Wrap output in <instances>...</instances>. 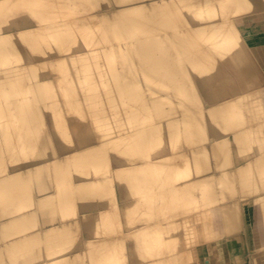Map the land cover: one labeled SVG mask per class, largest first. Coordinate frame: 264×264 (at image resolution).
I'll list each match as a JSON object with an SVG mask.
<instances>
[{"label":"bare ground","instance_id":"1","mask_svg":"<svg viewBox=\"0 0 264 264\" xmlns=\"http://www.w3.org/2000/svg\"><path fill=\"white\" fill-rule=\"evenodd\" d=\"M60 6L65 8V14L66 9L76 6L72 10L77 15L71 10L76 19L68 21L64 13L61 14L66 17L56 14L58 18L55 15L52 19ZM169 6L172 13L168 15ZM167 15L171 18L166 20ZM214 15L218 18L214 19ZM176 20H180V28H173ZM96 27H102V32L93 39L89 31ZM139 28L143 38L132 39L129 32ZM252 28L254 32L264 31V0H0V119L12 123L57 119L63 113L58 112L60 109L76 108L79 114L75 125L68 127L82 134L91 129L77 123L79 119L91 120L92 115L82 112L86 106L95 115L99 108L108 112L105 117L96 115L92 119L96 135L91 142L78 137L58 157L52 151L50 137H43L36 155L17 166L21 169L0 176V196L5 201L0 207V264L7 259L9 264H72L75 260H80L79 264H97L107 259L114 264H142L144 241L139 227L132 234L131 229L124 230L128 235L123 233L122 239H113L110 245H104L101 254L97 250L90 258L83 254L95 240L88 237L86 230L80 241L70 242L68 238L83 228L85 220L98 221L116 210L120 213L125 207L130 211L138 206L140 199L149 194L146 183L141 189L139 182L148 164L161 170L172 165L176 175L187 174L177 184L159 181L155 194L156 200L160 199L159 223L173 220L177 215L175 207L182 199L187 201V207L200 206V219L189 224L190 218L184 216L181 233L172 242L166 244L159 239L162 256L157 261L143 260V264L199 263L208 237L201 233L206 229L203 217L209 214L212 222L208 234L216 240L225 239L213 253L225 252L232 264L246 259L244 245L248 247L249 230L240 224L248 216L256 220L253 224L258 230H264L260 221H264V161L251 166L236 152L249 147L241 135L264 141V121L243 130L234 128L225 138L219 130H227L226 117L239 120L241 113L253 115V109L257 115L260 113L253 92L264 87V36L256 39L246 35ZM148 29L154 31V44L145 38ZM183 30L190 31L185 39L194 40L196 46L192 48L182 40ZM120 35L125 41V56L116 59L125 58L127 63L112 74L110 86L104 84L107 89L103 95L98 94L101 83L96 81H91L95 84L91 90H82L78 72L93 64L102 68L99 60L108 61L111 53L117 54L114 46L108 47L109 36L117 39ZM201 43L203 47L197 48ZM131 69L140 71L138 76L144 78L145 84L133 78ZM61 78L70 82L61 86ZM57 88L61 89L59 102L52 99ZM130 91L140 93L141 109L119 113L124 94ZM18 95L24 96L12 97ZM173 95L180 103L173 100ZM65 97L67 101H62ZM261 102L259 108L264 109V99ZM5 132L7 129L0 126V158ZM55 134L61 139L68 135L66 130ZM203 134L215 142L192 147V137L203 139ZM27 135L26 131L19 139L24 141ZM158 139L165 140V148L153 158L132 159L129 151L111 154L123 145L145 151ZM23 147L21 154L26 153ZM17 154L22 156L11 153L13 162ZM193 168L199 174L196 178L190 176ZM234 195H238L240 204H228ZM251 198L261 202L254 203V208H245ZM251 209L257 210L258 216ZM75 213L77 217L72 219ZM151 230H156L160 238L162 230L168 229L156 226ZM55 237L66 241L55 245ZM124 237H133V241L122 248ZM34 242L41 243L42 250L19 257L17 253Z\"/></svg>","mask_w":264,"mask_h":264},{"label":"rangeland","instance_id":"2","mask_svg":"<svg viewBox=\"0 0 264 264\" xmlns=\"http://www.w3.org/2000/svg\"><path fill=\"white\" fill-rule=\"evenodd\" d=\"M79 5V4H78ZM64 6V5H63ZM76 8V6H73L72 9L74 10ZM89 8V7H88ZM57 9V10H56ZM55 10L58 11L57 13L54 10V13H52V19H54V17L61 16L59 18H63L66 17L67 20L70 18V20L76 19L75 16L77 15L75 11H73V13L75 12V16L72 14L71 10L68 11L66 9V14L65 12V8H61L60 6V10H58V8H56ZM63 9V10H61ZM168 15L170 13H172V7H167L166 8ZM61 13H64L66 16H63ZM213 14H216L215 10L212 12ZM57 14V15H56ZM56 15V16H55ZM72 15V16H71ZM166 17L167 18H171L170 16ZM54 16V17H53ZM57 16V18H58ZM73 17V18H72ZM207 17V16H206ZM218 18V16L214 15V19ZM198 21H200V17L197 18ZM69 21V20H68ZM128 24V23H127ZM173 28L174 27H179L180 28V20H176L174 22H172ZM140 31H142L140 28L137 30H131L129 32V35L132 37V39L134 38H143V36H141ZM153 29H148L146 30V34H145V38L146 39H152L149 42L154 44L155 43V39L151 36H153ZM255 29L252 28V30H247L245 33L246 35L250 36L251 38L255 37L256 39L259 38V36H264V31L262 30H258V32H254ZM257 31V30H256ZM102 32V27H96L93 28L92 30L89 31V35L95 39L97 38L98 34ZM164 33V32H162ZM161 33V34H162ZM190 33L189 30H183L180 32L181 36L183 37L182 40L188 42L189 45L192 46V48L194 46H196L195 42H192L194 40H186L185 37L186 35H188ZM122 35V34H121ZM121 35L119 38H113V36H109L110 37V44L108 45V47L114 46L117 49V54L114 55V53L110 54V60H99L98 63L102 66V68H96V64H93L92 66H90L88 69L84 70V71H80L78 72L77 75H79V79L82 81V85H81V89L82 90H91V88L95 85L92 84L93 81H96V83H101V86L99 87V92L98 94L103 95L104 92L106 91L107 87L104 84H107L108 86H110L108 80L111 78L112 74L114 72H116L117 70H121L122 66L125 65V63H127V61L124 58L123 61H120L116 58L118 57H124V50L123 49V42L121 40ZM258 37V38H257ZM65 42V41H64ZM190 42V43H189ZM168 45V43H167ZM150 46V44H149ZM198 47H203V43H201V45L198 44ZM76 51V50H74ZM107 66V67H106ZM100 71V72H99ZM131 73H133V78L137 79L139 82H141L142 84H145V80L143 77H141L140 75L138 76V73L135 69H131L130 70ZM117 80H122L123 77L116 78ZM92 81V82H91ZM24 82V81H23ZM70 81L64 78H61V80L59 81L60 85H67ZM108 82V83H107ZM243 84V83H242ZM244 86V85H243ZM246 88L247 87H243ZM264 87H261L260 89H256L253 92V96H254V102L257 104L258 106V110H259V115L256 114L255 109H253L254 114L250 115V114H244L241 113V119L236 120L233 117H226L227 119L224 120V122L226 123L227 127H226V131L223 132L221 130H219V134L222 138H225L229 135L232 134V132H234V128L236 129H241L243 130V128H247V127H251V126H255L256 124H258V122L264 121V109L259 108V103L260 105L262 104V100L264 99ZM61 94V89L57 88L54 90L53 94H52V99L55 101L57 100V102L60 101V96ZM24 95H18V96H12V97H23ZM140 96V93L135 92V91H130V92H126L124 94V98L122 100L121 103V107L117 109V111L123 112V111H127V110H132V109H141V101L138 98ZM69 97V96H67ZM67 97L63 98L62 101H67ZM173 100L177 103H180L178 100H176V98L173 95ZM121 102V101H120ZM119 102V104H120ZM175 104V103H174ZM186 104V103H185ZM140 107V108H139ZM201 110H204V108H201ZM148 111V110H145ZM58 112H63L61 113V117L57 118V119H53L51 117H44V118H40L38 120H34L31 122H27V121H19V122H15L12 123L10 122L9 119H0V126L5 127L7 129V132H5L2 136L5 137V139L2 141V143L4 144V148L1 152H3L2 157L0 158V176L4 175L7 171H17L21 168H17V166H19L20 164H23L25 161L32 159L37 151H38V145L40 143V141L42 140L43 137H50V142L52 143V151L58 156L61 157L63 154V151H61L63 148L69 146H73V142L75 139H77L78 137H82L84 138V142L88 143L91 142L89 141L91 138L94 137L96 129H95V125L92 122V119H94V117L100 118V117H105L108 112L105 111V108H99V110H97V113L95 115V113H93V110L91 109L90 106H86L82 112L85 115H92V118L89 122H86L83 119H79L78 120V126L81 128H91L90 131L85 132L83 131L82 134L78 133L77 129L74 127H68L69 125H75V119L79 114V110H76V108H62L60 109V111ZM81 112V114H82ZM105 112V113H104ZM52 113V112H49ZM146 113V112H145ZM151 113V111L147 112L146 114L149 115ZM97 118V119H98ZM225 118V117H224ZM255 118V119H254ZM106 118H104L103 120H105ZM162 119V118H159ZM155 120V123L159 120ZM65 120V121H64ZM85 121V123H84ZM154 122V121H153ZM151 121V123H153ZM67 124V125H66ZM154 124V123H153ZM32 128V130L28 131L25 130L24 132H28L27 135V139H25L24 141L20 140L19 137L22 136L23 130L25 128ZM140 127V125H139ZM119 126L116 127V130H119ZM141 129V127H140ZM11 130V131H10ZM17 130H22V132H18ZM61 131V130H66V132L68 133V135H66L65 139H61L58 136H56L55 132L57 131ZM147 129H143L141 131H146ZM130 131V130H129ZM133 133L137 132L135 130H131ZM263 134H261L260 136L262 137ZM203 139H199L196 136H193L190 144H192V147L194 148H200L203 147L204 145L209 144L212 139H208L206 134H203ZM23 137V136H22ZM242 139H244L243 141L247 142L249 147L243 151V152H236V154L243 158L242 161L244 162H250V165H254L260 162V160L264 161V141L262 142L259 138L258 141L257 139H252L250 140L252 137L250 136H245V135H241ZM260 137V138H261ZM249 140H247V139ZM156 139V137H155ZM165 140L160 142V139L154 141L152 147H149V149H146L145 151H141L138 147L137 148H132V146H126L123 145V147H119L117 149H115L114 152H112L111 154L114 155H122V154H126L128 151L132 154L131 158L132 159H136L139 157V159H142L144 157L150 156L151 158L155 157L156 154L159 152V150L165 148ZM201 143V144H200ZM261 144V145H260ZM178 145V144H177ZM24 146V147H23ZM26 148L25 151L22 152H26L25 154H21V149ZM69 148H67L66 150H68ZM17 152L22 156H18L15 159L16 162H13L11 159V153ZM68 152V151H65ZM246 160V161H245ZM49 167H52V165H50ZM244 167V166H242ZM161 168V167H159ZM165 170H161L158 168H150L149 164L146 165V168H143V177L141 178V180H139V182L141 183V189L143 188L144 183H146V189L148 190V195L147 196H143L142 193V198L141 203H137L138 206L136 207H132L130 209V211L127 210V208H123L124 210H122V212H118L116 210L115 213H110L109 215H107L105 217V219H100L98 221H87L83 224V228L81 230H79L78 232L74 233L73 236H71L73 238V240H71L72 238H68L70 239V242L72 241H80V239L83 236V231L86 230L88 233V237L90 236V238H92V240H95V242L91 245H89L88 247L85 248V252L83 254V257H87L90 258V256H92V252L93 255L95 254V252L98 250V252L100 253V250L105 249L104 245H110L111 241L113 239H122V235L123 233H126V235H128V233L124 230H130L129 234L134 233L137 229V227L140 228L141 231V238H143L144 244L141 243L142 246V251H143V256L145 259H143L144 261H157V259L162 256V249L158 248L159 245V239L160 240H165L166 244L167 241L172 242L173 239L175 237H177V235H179L178 232L181 233V224L184 221L182 218L184 216L189 217L190 218V222L189 224H195L196 222L199 221V216H198V212L197 210L200 209V206L197 204L194 208H191L192 206L187 207V201L185 199H182L180 204H178L177 207H175L177 209V215L174 216L172 221H168V220H163L159 223V218L161 216L160 214V208L157 206L160 203V199L158 198V201L156 200V193H157V189H158V185H160V182H168V181H172L171 183L173 184H177L180 181H182L187 174L183 173L181 175H176L174 172V167H172V165H168ZM199 168V167H198ZM51 170L53 171V168H51ZM48 173V172H47ZM125 174V173H124ZM126 175V174H125ZM190 176L191 177H198L199 174L196 171L195 168H193L192 171H190ZM179 179V181H178ZM160 181V182H159ZM174 181V182H173ZM178 181V182H177ZM159 183V184H158ZM170 183V184H171ZM30 186H32L30 184ZM85 195L88 194V191L84 192ZM93 193L92 191H89V194ZM114 193V190H113ZM93 195V194H90ZM113 195H116L115 193ZM264 194H262L261 197ZM170 198L169 196L167 197V199ZM253 198V197H252ZM249 200V205L246 204L244 205L245 208H254L255 204L260 203L261 199L259 198H254ZM168 202L171 204L172 201L171 199H168ZM166 202V203H168ZM5 201L1 198L0 196V207L4 206ZM7 203V202H6ZM230 203H235V204H240V199L238 197V195H234L232 198H230L228 200V204ZM255 203V204H254ZM233 204V205H235ZM199 206V207H198ZM229 206V205H226ZM236 207H240L238 205H236ZM183 211V214L180 215L179 212ZM252 212H254L255 216H258V211L257 210H253L251 209ZM77 212V210H76ZM76 214V213H75ZM75 217H77L74 215L72 217V219H74ZM206 219V220H204ZM257 219V223L259 224V222L261 221L262 223H264V221L260 220L256 217ZM211 218H210V214L209 216H204L203 217V223L206 225V229H203V231L201 233H205L208 235L207 237V241H206V245H205V254L203 255L201 261L197 264H216L215 259H223L222 258V252L218 253H213L215 252L216 247L218 246V243L220 241L225 242V239H221V240H216L215 237H212V234H208V230L211 229ZM256 222L255 219H251L250 217H246V221L242 224H240V227H244L246 229H248V233H249V241L246 247L244 245V249L249 251V248L252 249L253 247V243L251 236L255 234V236H260L261 234V230H256L254 232L255 229H257L253 223ZM143 224H146L143 225ZM156 226L159 227H167L168 230H162V236L160 238L157 237L156 235V230H151L152 227L156 228ZM254 227V229H253ZM92 228V229H91ZM153 231V232H152ZM204 234V236H205ZM156 236V237H155ZM217 238V237H216ZM257 238V237H256ZM260 238V237H258ZM257 238V239H258ZM123 247H125V245L129 246L130 243H132L133 241V237L130 238V240H127V238H125ZM242 240H244V237H241ZM66 240L62 237H55L54 240L52 241L55 245H60L63 242H65ZM99 241V242H97ZM69 242V240H68ZM40 245L41 243L39 242H34L33 244H31L30 246H27L26 248H24L23 250H21L19 253H17L19 255V257L21 256V254H26V253H30L34 250H42V245L38 246V244ZM122 244V243H119ZM143 244V245H142ZM250 246V247H249ZM220 247V246H219ZM44 248V247H43ZM113 249L116 250H120V247H113ZM89 250V251H88ZM121 251L125 252L124 249H121ZM101 254V253H100ZM166 254H168V246L166 248ZM212 259V260H211ZM143 260H140V262L142 261L143 264ZM205 260V261H204ZM112 259H107L106 262H98L97 264H114L113 262H111ZM214 261V262H211ZM76 262V263H75ZM75 262H73L74 264H79V262H77V260H75ZM72 263V264H73ZM5 264H9V259H7V262ZM69 264V263H68ZM87 264V263H85ZM95 264V263H93ZM123 264V263H122ZM165 264H171V263H166ZM240 264V263H239Z\"/></svg>","mask_w":264,"mask_h":264},{"label":"crops","instance_id":"3","mask_svg":"<svg viewBox=\"0 0 264 264\" xmlns=\"http://www.w3.org/2000/svg\"><path fill=\"white\" fill-rule=\"evenodd\" d=\"M258 230L255 229L254 232ZM260 237V238H257ZM252 249L249 248L246 250L244 257L246 259L242 260L240 264H264V230H261L260 236L252 235ZM250 247V246H249ZM222 260L218 259L216 264H232L231 261L227 258L225 252L222 253Z\"/></svg>","mask_w":264,"mask_h":264}]
</instances>
